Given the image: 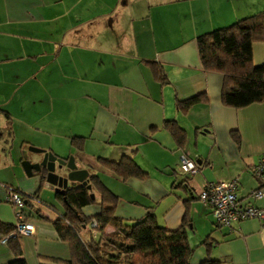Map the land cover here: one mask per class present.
Masks as SVG:
<instances>
[{"label":"crops","instance_id":"1","mask_svg":"<svg viewBox=\"0 0 264 264\" xmlns=\"http://www.w3.org/2000/svg\"><path fill=\"white\" fill-rule=\"evenodd\" d=\"M261 10L264 0H0V108L10 116L0 115V126L12 134L9 145L8 134L0 140V150L12 162L15 145L31 162L40 161L44 151L73 156L87 179L97 175L117 196L115 213L127 224L151 208L171 230L185 216L191 264L207 258L264 264V218L218 226L197 198L204 182L236 179L240 202L264 209V197L250 196L258 186L250 167L264 154V101L225 105L223 77L204 70L195 42L199 34ZM262 62L264 43L256 42L252 64ZM194 96L199 100L187 110L177 108V100ZM165 121H175L184 138H176L177 128ZM74 139L81 148L72 145ZM182 155L197 165L196 174L179 171ZM122 156L147 175L124 178L100 161ZM12 169L16 183L0 177V221H17L6 186L23 195L38 191L42 200L62 208L49 192L50 199L42 198L40 173ZM35 203L45 218L25 216L34 233L18 236L22 258L26 264H66L69 246L52 224L57 212ZM97 210L94 204L82 208L88 216ZM14 259L0 234V264Z\"/></svg>","mask_w":264,"mask_h":264},{"label":"trees","instance_id":"2","mask_svg":"<svg viewBox=\"0 0 264 264\" xmlns=\"http://www.w3.org/2000/svg\"><path fill=\"white\" fill-rule=\"evenodd\" d=\"M195 42L204 70L220 73L223 77L221 97L225 105L239 108L264 101V62L252 64L253 44L264 43V10L237 19L227 26L199 34ZM154 71L157 78L165 82L161 68L154 66ZM198 100L199 96L177 100L176 106L180 110H187ZM0 115L10 118L9 113L2 108ZM164 124L177 128L173 132L176 138H184L182 129L175 121H165ZM7 134L9 138L6 142L9 145L11 131L0 126V140L7 137ZM72 145L81 148L76 139L72 140ZM100 161L124 178H142L147 175L128 156H122L118 160L100 158ZM46 170L43 168L40 173L42 181ZM87 184L91 187L87 188ZM11 187L23 197L24 206L32 211L27 215L22 209L26 217L36 215L45 218L35 206L36 201L47 203L39 197L38 191L32 195H23L17 188ZM56 197L61 209L47 204L57 212L52 224L58 237L69 246L70 258L66 264H191L193 248L188 243L185 227L188 220L185 216L182 224L171 230L158 223L151 208L144 217L127 224L115 213L117 196L95 174H90L83 183L66 188L64 194L57 192ZM93 204L98 205L97 212L91 216L84 214L82 208ZM92 221L96 222L93 228ZM108 225L114 227L113 233L105 231ZM13 229L14 225L0 221V234L3 237L9 236ZM85 230H88L86 238L82 235ZM6 242L15 256L8 264H26L22 258L18 236H9ZM200 264L229 263L207 258Z\"/></svg>","mask_w":264,"mask_h":264},{"label":"built area","instance_id":"3","mask_svg":"<svg viewBox=\"0 0 264 264\" xmlns=\"http://www.w3.org/2000/svg\"><path fill=\"white\" fill-rule=\"evenodd\" d=\"M179 171L190 176L198 171L197 165L185 155L180 157ZM250 171L256 179L258 186L250 196L253 199L264 197V154L260 156L257 163L250 167ZM237 180L205 182L197 192V198L209 206L218 226L231 227L233 223L247 218H264V209L251 204H242L236 194ZM6 200L12 206L16 215L14 229L9 236H22L34 233V226L21 211L24 206L23 197L11 186H6ZM96 222L92 221L91 227ZM9 236L4 237L7 240Z\"/></svg>","mask_w":264,"mask_h":264},{"label":"water","instance_id":"4","mask_svg":"<svg viewBox=\"0 0 264 264\" xmlns=\"http://www.w3.org/2000/svg\"><path fill=\"white\" fill-rule=\"evenodd\" d=\"M57 162L60 167V171L55 169L54 162ZM25 166V171L28 176H31L33 171L41 173L42 169L45 168L46 173L44 174L45 185L56 190L60 194H64L69 182H85L87 179L88 172L85 169L77 168L73 156H69L67 159L58 158L51 152H43V157L38 162H31L29 159L22 161ZM87 188L91 185L87 184ZM91 197L93 194L91 193Z\"/></svg>","mask_w":264,"mask_h":264},{"label":"rangeland","instance_id":"5","mask_svg":"<svg viewBox=\"0 0 264 264\" xmlns=\"http://www.w3.org/2000/svg\"><path fill=\"white\" fill-rule=\"evenodd\" d=\"M1 121H2V118L0 117V124H2V123L4 124V122L1 123ZM29 149H32V148L30 147ZM0 152H1V155H0V177H2L3 181H6V180L10 181L9 179H11L13 177V175H12L13 171H14L12 169L13 166H15L16 169L19 168L21 170V172L27 176V173H26L25 168H24L25 166H23L22 161L25 160V159H29L28 158L29 157V153L28 152L25 153V151L23 149H20L19 145L12 146L11 156L14 155V157H15L14 162H12L10 159L8 160V158H6L4 156V151L0 150ZM53 165L55 166V169H57L58 171L61 170L60 167H59V164L56 161L54 162V164H52V166ZM11 180L16 183V179L13 180V178H12ZM48 192H49V195L52 194V197L55 199L56 203L59 205V200L56 199L55 196H54V190L50 189L47 185H45L43 183V186L41 188V196H42V198L50 199V198H48V195H47ZM85 231L86 232L83 233V236L88 233V230H85ZM108 232L109 233H113L112 229L111 230L108 229ZM107 247L109 248L110 246H107Z\"/></svg>","mask_w":264,"mask_h":264}]
</instances>
